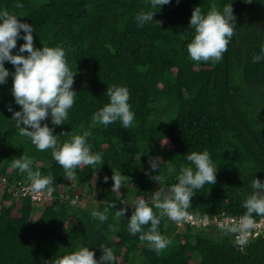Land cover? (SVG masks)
I'll return each mask as SVG.
<instances>
[{
    "label": "trees",
    "instance_id": "16d2710c",
    "mask_svg": "<svg viewBox=\"0 0 264 264\" xmlns=\"http://www.w3.org/2000/svg\"><path fill=\"white\" fill-rule=\"evenodd\" d=\"M17 3L24 7L16 8ZM212 4L221 12L232 4L235 34L220 62H194L187 51L195 35L191 14L196 7L207 14ZM5 9L33 26L36 48H64L76 74L68 119L62 126L50 117L41 122L54 128V135L69 133L60 143L89 128L92 115L110 102L106 89L113 85L129 90L135 119L127 129L119 121L91 128L88 143L103 164L79 166L76 178L68 180L51 149L41 152L19 134L12 120L21 110L12 95V75L0 85V264H52L82 247L99 260L101 245L113 249V264H264V236L241 252L229 236L179 228L164 217L159 231L171 244L157 254L128 231L137 198L152 206L156 191L170 195L181 166H192L186 160L191 152L207 150L217 173L215 185L195 190L187 211L243 215L253 179L264 182V59L252 62L264 47V0H170L160 9H151L148 0H0V10ZM149 10L157 11L160 26L155 21L138 26L137 14ZM23 43L17 41L13 55ZM4 67L15 71L10 62ZM22 154L33 158V170L53 176L55 191L44 204L14 195L17 183L30 184L26 173L11 168ZM154 158L158 170L150 167ZM116 172L129 177L118 191L111 179ZM158 174L166 177L163 184L153 179ZM127 183L132 210L117 222L114 213L125 201ZM77 196L86 198L84 206L72 204ZM109 204L115 206L107 221L93 219V210L104 212ZM110 225L117 230L110 231Z\"/></svg>",
    "mask_w": 264,
    "mask_h": 264
},
{
    "label": "clouds",
    "instance_id": "9594fccd",
    "mask_svg": "<svg viewBox=\"0 0 264 264\" xmlns=\"http://www.w3.org/2000/svg\"><path fill=\"white\" fill-rule=\"evenodd\" d=\"M148 2L151 9H156L158 6L160 9L161 6L169 4L170 0H148ZM15 7L23 8L24 5L17 3ZM156 13L157 11L152 10L138 13L136 16L138 26L143 27L155 21ZM235 21L232 4L226 5L222 12L212 4L207 14L202 12L201 7H196L189 21L190 29H194L195 32L194 38L187 45L190 59L194 62H220L235 34L234 30L237 26ZM155 22L158 26L162 23ZM21 31L24 33L23 36ZM33 33L32 25L21 22L7 9L0 10V85L7 83V78L12 75V95L21 109L13 113L12 120L15 121L19 134L30 138L32 144L41 152L51 149L52 157L63 168L66 178L74 180L77 167L103 164L101 154L94 153L92 145L88 143L92 135L91 128L97 125L107 127L117 121L121 122L125 129L132 126L135 113L128 103L130 93L124 86L108 87L106 93L110 102L92 115L89 128L84 129L81 134H71L68 140L60 143V137L69 133L54 135V128H50L46 123L42 126L41 122L50 117L53 125L62 126L68 119V112L73 107L77 94L73 90L76 74L68 66L64 48L60 46L36 48ZM19 39H23L24 43L20 45L18 54L13 55ZM23 53L28 55L25 56ZM261 59H264V47L261 48L260 55L253 57L252 62L258 63ZM5 62H10L14 66V73L10 74L4 67ZM9 111H12L11 107ZM186 160L192 166H181L177 177L178 183L171 186L170 195L163 190L156 191L152 196V206H149L143 197H138L134 202V211L128 219L129 233L133 236L139 234V239L147 242L149 248L157 254L171 244V240L159 231L161 220L167 217L179 224L190 219L187 210L192 206L195 190L202 189L206 183L216 184L217 169L207 150L191 152L186 155ZM33 164V158L22 154L19 159L12 161L11 168L19 170L21 174L26 173L32 192L47 190L51 195L55 191L51 187L54 182L53 176L51 173L45 176L39 170H33ZM149 164L152 170H158L159 158L149 160ZM128 178L120 172L113 173L111 177L113 190L118 191ZM153 179L156 183L163 184L166 177L158 174ZM104 180L107 182L108 177ZM252 188L254 191L243 203L246 212L226 229L227 232L235 234V240L240 245L247 243L251 230L256 226L254 214L264 218V182L255 178L252 181ZM121 203L129 205L126 201ZM114 206L109 204L104 212L93 210L91 215L93 219L105 222L108 220L109 210ZM154 209L158 210L159 214ZM127 211V207L115 211L114 219L119 222ZM208 222L209 217L205 215L203 223ZM109 230L117 229L110 225ZM100 249L103 254L99 260L95 259L94 251L82 247L55 259L52 264H113L117 259L113 249L105 245H101Z\"/></svg>",
    "mask_w": 264,
    "mask_h": 264
},
{
    "label": "built area",
    "instance_id": "2783aa9c",
    "mask_svg": "<svg viewBox=\"0 0 264 264\" xmlns=\"http://www.w3.org/2000/svg\"><path fill=\"white\" fill-rule=\"evenodd\" d=\"M2 187L3 189L7 186L6 179L2 180ZM30 184L19 182L14 187V195L15 197L20 200L21 198H30L32 203L34 204H44L51 198V195L47 193V191L43 192H32L29 187ZM75 203L78 201L74 200ZM72 204L73 200H72ZM190 219H186L182 223L177 224L179 228H192L194 230L198 229H205V230H214L216 233H220L225 236H229L232 243H234L241 252H244L247 246L259 239L260 237L264 236V218H254L256 220V226L251 230V234L248 237V241L244 245H240L235 240V234L227 232L226 229L232 224L234 220H238V218L242 215H232L227 212H221L219 214H205L209 217L208 223H203V217L205 215H197L192 211H188Z\"/></svg>",
    "mask_w": 264,
    "mask_h": 264
},
{
    "label": "rangeland",
    "instance_id": "374dc122",
    "mask_svg": "<svg viewBox=\"0 0 264 264\" xmlns=\"http://www.w3.org/2000/svg\"><path fill=\"white\" fill-rule=\"evenodd\" d=\"M69 183H70V185H71V182H69ZM72 186H74V185H72ZM68 187H69V186H68ZM132 190H133V189L131 188L130 184L127 183V185H125V193H124V191H122V193H124V195H125V198H124V199H125V201H126L129 205L126 206V205L123 204V205L121 206V208L127 207V208H128V211H129V210H130V211L132 210V204L130 203V201L132 200V197H133V196H132V195H133ZM122 193H121V194H122ZM76 198L78 199L79 206H80V207L84 206V200H85L86 198H83L84 200L82 199L81 196H77ZM132 201H133V200H132ZM218 234H220V233H218Z\"/></svg>",
    "mask_w": 264,
    "mask_h": 264
}]
</instances>
